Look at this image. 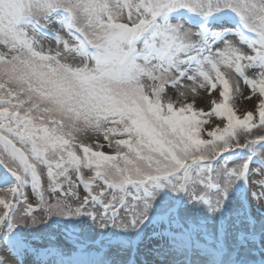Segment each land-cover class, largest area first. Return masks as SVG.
I'll list each match as a JSON object with an SVG mask.
<instances>
[{
    "label": "snow or ice",
    "instance_id": "obj_1",
    "mask_svg": "<svg viewBox=\"0 0 264 264\" xmlns=\"http://www.w3.org/2000/svg\"><path fill=\"white\" fill-rule=\"evenodd\" d=\"M254 128L264 0H0V264H264Z\"/></svg>",
    "mask_w": 264,
    "mask_h": 264
},
{
    "label": "rangeland",
    "instance_id": "obj_2",
    "mask_svg": "<svg viewBox=\"0 0 264 264\" xmlns=\"http://www.w3.org/2000/svg\"><path fill=\"white\" fill-rule=\"evenodd\" d=\"M232 22L234 23L235 19H233ZM245 35H247V34L245 33ZM52 46H54V42L49 43L48 40H45V42H44V47L45 48H49V47H52ZM213 98L219 99L217 96H215V94H213ZM196 106H197V108H203L206 112L210 110V105L202 104V102H200L199 100H198ZM229 106L230 107H234V110L237 111V115H240L241 112H243L245 108L251 107L250 104H248L246 101H244L243 98L238 97V94H235V93H232L230 95ZM208 119H209V124L205 126L206 128H213L215 126V124H219L220 123L219 118L215 117L214 115L211 116V117H208ZM204 135H206V133ZM253 135L254 136H256V135H264V129L254 128L253 129ZM88 142H91V141H88ZM105 151L108 152L109 154H111V150L110 149H105ZM5 163H8V161L5 160ZM258 167H259V165H254L253 166V170L255 171L256 169H258ZM255 178L256 177H254V179ZM44 181H45V183H44L45 200L46 201L55 202V195H61L62 196L63 194L62 193L52 194L48 190L47 182H46V170L44 172ZM66 188H67V185L65 184V189ZM254 190H258V189H254ZM77 191H78V193H82V191H83L82 187L80 189H78ZM25 192L28 194V196L30 198V201L33 202V206H36V204H37L36 197L32 193L31 188L29 187L28 189L25 190ZM11 199H13V197ZM65 199H67V197H65ZM3 211H5L3 209V207L0 208V213H3Z\"/></svg>",
    "mask_w": 264,
    "mask_h": 264
},
{
    "label": "bare ground",
    "instance_id": "obj_3",
    "mask_svg": "<svg viewBox=\"0 0 264 264\" xmlns=\"http://www.w3.org/2000/svg\"><path fill=\"white\" fill-rule=\"evenodd\" d=\"M202 104H205L203 101ZM12 198L11 193L7 192L6 190L0 189V199H4V200H10ZM3 206L0 205V208H2Z\"/></svg>",
    "mask_w": 264,
    "mask_h": 264
}]
</instances>
